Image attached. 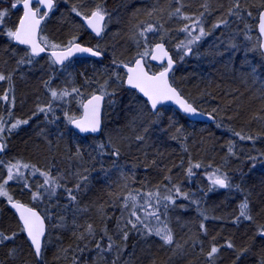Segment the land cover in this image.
<instances>
[{"label":"trees","instance_id":"16d2710c","mask_svg":"<svg viewBox=\"0 0 264 264\" xmlns=\"http://www.w3.org/2000/svg\"><path fill=\"white\" fill-rule=\"evenodd\" d=\"M14 2L0 0V8L6 5L4 8L9 13L4 23L12 29L20 14L18 9L11 7ZM237 2L238 9L235 7ZM97 6L111 11V15L115 12L120 15L116 33L124 37L123 41L106 43L109 27L99 40L82 27L79 16L88 15ZM177 8L180 12H176ZM263 8L264 0H55V8L42 25L41 35L50 44L62 47L75 39V42L99 49L103 54V60L74 59L61 68H56L47 55L31 58L32 62L28 63L27 50L12 45L0 34V45L4 46H0V74L11 78L0 81V96L6 93L11 81L19 86L20 103L17 105L19 109L16 106L9 115L6 103L0 102L4 127L10 128L17 120H28L27 124L4 133L7 147L0 157L1 178L3 167L19 161L22 165L50 173L56 183L73 192V187L61 179L65 171L61 169L59 158L62 156H66L68 166L77 170L81 179L91 176L101 182L99 176L106 170L121 167L124 171L123 185L118 181L110 189L104 186L92 188L94 194L89 202L99 213V226L88 216H84L81 225L72 219L67 222H71L68 224L71 236L66 239L55 228L64 219L62 212L67 191L62 193L60 190V197L64 194L66 197H58V203H51L55 205L51 223L44 211L29 200L28 188L17 182L7 185L13 200L41 213L47 232L41 259L37 261L15 215L0 198V233L4 236L15 233L22 240L20 243L14 236L0 243V264H98V261H91L90 255H96L99 260L104 253L107 262L101 261L100 264H262L264 236L259 233L264 230V63L256 24ZM229 9L233 10L232 13ZM149 15H157V19ZM185 16L198 19L207 37L210 36L208 30L227 21L214 28L211 39L219 37L232 52L236 50L221 72L208 51L207 41L202 39L198 47L185 57L184 63L178 64L169 40L166 37L157 39V42L166 44L176 62L170 76L171 84L196 109L210 114L214 118L211 124L191 122L168 107L157 111V114L166 111L167 116L163 115L162 119L154 117L144 100L135 92L124 89V73L117 68V64L129 63L135 55L140 56L135 44L140 40L138 31L145 24L157 25V31L179 32L186 22L191 21ZM130 26H133L132 30ZM217 51H220L219 47ZM21 59L25 61L22 64L19 63ZM239 59H242L240 67L235 63ZM234 65L240 71H235ZM29 72L32 75H28ZM117 76L120 79H116ZM54 88L69 93V105L58 104L54 108L60 116L64 111L77 116L79 104L94 93L111 94L105 95L100 137H81L70 129L67 120L56 123L38 111L46 103L41 99L43 92L49 95ZM74 88L79 89V93L74 92ZM110 98L113 101L109 106ZM135 109H139L140 116L149 126L162 128L163 133L157 136L153 148L137 144V137L142 135L141 130L132 125L133 121L139 120ZM113 113L119 119L109 117ZM34 123L37 124L35 129L31 127ZM101 144L103 148L99 147ZM116 152L119 154L114 155ZM75 159L81 161L80 165L72 163ZM98 162L102 163V170L95 172ZM195 164L201 167H192ZM190 167L191 174L188 172ZM215 168L228 177L230 187H208L202 174ZM175 188L180 189L181 195L177 196ZM129 193L137 197H145L147 193L172 196L173 206L163 199L157 204L155 195L151 198L160 217L174 213L172 217L186 222L188 229L178 230L171 219L166 220L174 241L171 246H164L157 238L148 235L141 225H138L140 231L132 229L127 221L135 220V217L128 213L129 207H125V203L131 207V201L124 199ZM183 193L188 197L185 198ZM245 200L252 217L250 220L237 219L239 206ZM165 204L168 205L167 211ZM173 207L182 209L173 212ZM190 212H195L197 221L204 226L202 229L197 223H188L187 214ZM89 225L92 226L90 234L86 233ZM123 232H128L126 240ZM177 243L176 249L174 245ZM228 243L234 247L229 248ZM109 244L112 245L110 249ZM212 246L218 251L210 258L208 253Z\"/></svg>","mask_w":264,"mask_h":264},{"label":"snow or ice","instance_id":"6c2138e0","mask_svg":"<svg viewBox=\"0 0 264 264\" xmlns=\"http://www.w3.org/2000/svg\"><path fill=\"white\" fill-rule=\"evenodd\" d=\"M34 0H15V2L11 5L13 9L17 8L19 5L22 4L23 7V16L19 19V23L17 26H15L14 29L8 28L7 31L4 33L10 41L15 42L19 45H27L30 48V52H26L25 55L29 57L28 63H31V58L35 56H39L42 52L45 51L46 47L49 46L47 38L46 37H40L38 36V32L40 29L41 21L48 16V12H50L55 7V0H35L36 3L43 5L48 11H45L41 13L40 8H33ZM235 7L238 9L240 7L239 3L237 2ZM73 11H76L75 8H73ZM232 9H229V12L232 13ZM176 12H180V9L177 8ZM8 10H0V31L3 30L5 27V18L8 16ZM238 15V13H236ZM77 15H80L79 12H77ZM248 15H251V13H248ZM185 19H189V17L185 16ZM88 26L96 33L97 36L101 35V32L103 31V25L102 22L105 19V13L100 6H97V9L93 11L90 15V17H85ZM220 23H227V21H221ZM220 23L215 25L214 27H219ZM258 29L261 34V36H264V13H261L259 16V24ZM153 30L152 25H148V27L144 30L145 32H150ZM183 31H188V26L186 25ZM140 35L143 37L144 32H141ZM206 35L203 28H200V35L196 36L194 39L199 40L201 36ZM41 41H43V45L41 44ZM191 43V41H190ZM50 47L54 49L51 53V56L53 58L54 64H64V62L74 54V52L78 53H88L91 56H101L102 52L99 49H93L89 47H82L80 44L75 43V39L73 41L69 42V46L66 47V49L56 51L55 49H59L60 46L57 44H51ZM259 48L261 50H264V42H261L259 44ZM188 51H191V49H188ZM140 59L134 60V65L129 67L128 65H124L125 68H127V85L131 88L137 89L140 93L143 94L144 97H147V102L150 103L151 109L156 110L157 105L161 104L162 102L166 100H174L177 104H179L180 108L183 109L185 113H195L197 110L192 106V104L185 101L177 90L171 86L168 80V74L172 69L173 60L168 55V52L165 50L163 44H156L155 48L149 51L147 48L143 53H140ZM151 55L152 60H161L163 61L165 57H167V66L164 68L163 71H160L158 73L149 74L148 71L145 70V65L142 62L143 58L145 56ZM261 55H264V51L261 52ZM182 58V57H181ZM24 59H21L19 63H24ZM5 79H11L10 77H5L4 75L0 74V81H3ZM117 79H120L119 76H117ZM107 83V82H105ZM103 87V86H102ZM74 92L79 93V89L74 88ZM108 94L105 92H101L100 95L93 94L89 99H87L86 103H82L81 107L83 108V115L79 118L69 115L65 113V116L67 118V121L69 124H72L75 126L76 129L79 130L81 133H97L99 132L100 125H101V118H100V108H101V101L104 99V96ZM69 95L67 91H64L62 93H57V91L52 90L51 96L53 99H61L63 96ZM111 95V94H108ZM0 100L9 101L8 93H5L3 96H0ZM52 107L51 104L48 106V111H51ZM39 112H45L44 108H39ZM11 115V113H9ZM28 120H17L15 123L11 125L10 128H5L3 123V118L0 117V152H3L4 149L7 147L6 143H4V136L3 134L7 132H11L12 130L18 128L21 124H27ZM236 135H239V133H236ZM245 137H241V139H244ZM248 139H251V137H247ZM137 139H142V137H137ZM100 148H103L104 145L101 144L99 146ZM119 153L116 152L114 155H118ZM28 168L29 165L27 164H21L19 161L16 163H9L7 166V179H5L2 183H0V197H7L8 202L12 205L13 208H15L19 212V218L22 221L23 227L22 231H25L27 233L28 238L30 239L31 246L34 249V253L37 256V258L41 257V251H42V243L41 238L44 236L45 228H44V221L41 218V216L34 211L32 208L25 206L22 203L19 202H13V198L11 195H9L8 191L6 190V185L9 181H12L16 178H23L24 174L20 171L21 168ZM34 167V166H32ZM192 167L199 168L201 167L200 164L192 165ZM15 170V172H14ZM37 171H39L37 169ZM218 171V170H217ZM189 174L192 172V168L190 167L188 169ZM42 176L45 177L43 184L40 185V187H44V185H55L56 181L52 178H50V173L48 172H41ZM84 179H87V177H84ZM211 180V183L215 186L218 185L221 188L230 187L228 184V177L227 176H219L215 173L209 177ZM25 187H28L27 182H25ZM238 187V186H237ZM77 188H79V185H77ZM54 188L52 189V194H54ZM68 195L71 200H75V195H72L71 189H68ZM175 192L177 196L181 195L180 189L175 188ZM153 195L156 196L157 204H159L160 200L163 199L165 201H171L173 204L175 201L173 200L172 196L167 195L160 197L159 193L153 194V193H147V196L149 198L153 197ZM185 198L188 197L187 193L182 194ZM39 198V193H33V199L36 200ZM126 201L131 200V212L130 215L132 217H135V220L129 219L127 221V224L131 225L132 229L140 231L141 229L138 228V225H141L143 229L147 230L148 234H155L159 236L165 244H172L173 243V236L170 229L153 226L149 220H155L156 222H160V213L158 208H154L153 205L150 203V200H145L143 204L138 205L137 204V196L132 195L129 193V195L125 198ZM125 207H129L127 203H125ZM144 212L143 218L137 214V209ZM151 208L152 210L149 211L148 209ZM165 211H167L168 205H164ZM243 217L244 219H252L250 213H249V206L247 200H245L240 206H239V216L237 219H240ZM203 224H201V228H203ZM88 231H92V226H88ZM259 235L264 236V230H261ZM15 233L12 234V236H4L3 233H0V243H3L4 240H9L14 238ZM128 232H123V239H127ZM109 240H111V237H109ZM111 244H109V249L111 248ZM229 248L234 247L231 243H228L227 245ZM97 247H100L99 244H97ZM218 248L216 246H212L210 252L208 253V256L211 258L215 253H217ZM244 251H247V249H244ZM264 264V262H262Z\"/></svg>","mask_w":264,"mask_h":264},{"label":"rangeland","instance_id":"374dc122","mask_svg":"<svg viewBox=\"0 0 264 264\" xmlns=\"http://www.w3.org/2000/svg\"><path fill=\"white\" fill-rule=\"evenodd\" d=\"M171 5H173V4H171ZM4 6H6V5H3V7L0 8V10L6 9V8H4ZM176 7H178V4H176ZM102 9H104L103 11H104L105 15H107V22H106L105 27H104V34L106 32V27H109L108 37H107L108 39L106 38L107 39L106 43L111 42V41H116V40L123 41L124 37L123 36L121 37L120 33H118V34L116 33V31H118V29H119L117 27V24L120 22V15L117 14V12H115V14L111 15V13H112L111 11H108L105 8H102ZM154 14H156V12L153 13V15ZM158 14L160 15V13H158ZM148 17L157 19V15L155 17H153L152 15H149ZM54 21L55 20L53 18L52 22L55 23ZM189 21H190L189 23L186 22V25L188 26V31H183L182 29L185 28V27H183L182 29H180L179 32H178V30L171 31V32L157 31V25H154V24H152V27H153L152 31L145 32L144 30L148 27V25L145 24L143 29L142 30L140 29L141 32L142 31L144 32V36L142 37L139 34L140 33V31H139V33H138V37L139 38L138 39H140V40H138V42L135 44L136 45L135 48H137V46H138L139 54L143 53L146 48L148 50H150V47L155 42H157V39H160V38L164 39V37H166L169 40V43L171 44L170 49L173 48L172 51H173L174 55L176 56V60H177L178 64H183L184 61H185V57L186 56L188 57V55L194 49H196L198 47L199 43L202 42V39H203L204 41H207V43L209 45V46H207L208 47V51H209L210 54H212L211 57L214 59V61H216V66H219L221 72H223L222 69L225 66H227L228 63L230 62V59H232L234 57L236 50H234L232 52L230 46L227 45V43H225V41L221 40L219 37L211 39L212 38L211 36L207 37L206 35H203V36L200 37L199 40H195L194 38L196 36L200 35V28H203V26L200 25L201 23L198 21V19H195V18L191 19V16H189ZM121 26H123L122 25V21H121ZM138 27H139V25H138ZM210 27H209V29H210ZM121 28L122 27H120V29ZM214 28L215 27H212L210 29V31L214 32ZM7 29H8V27L5 25L3 30L0 31V34H2L3 36H5L8 39V37L4 34L7 31ZM132 29H133V26H130V30H132ZM203 30L207 34V32H206V30L204 28H203ZM171 35H172V37L174 39L170 38ZM40 37H44V36L41 35ZM128 40H129V38H128ZM190 41H191V43H190ZM8 42L11 43V41L9 39H8ZM69 42L67 43V46L69 45ZM41 43L43 44V41H41ZM48 44H49V46L47 48L52 49L50 47L51 44L49 42H48ZM0 46H3V45H0ZM218 47L220 48L219 52L217 51ZM60 48H63V47L60 46ZM225 48H227L228 51L225 50ZM188 49H191V51H188ZM136 57L137 56L135 55L134 58H136ZM145 57H147V56H145ZM241 60L239 59L237 62H235L237 64V66H239V67H240ZM237 66L235 67V65H234L235 71H240V68L237 67ZM31 73L32 72H29L28 75H32ZM116 79H117V77H116ZM18 87H19L18 85L12 84V82L10 81L8 83L7 89L5 91L6 93H8L9 101L6 102V101H3V100H0V102L6 103V106H7V108H8L10 113H12L13 110L15 111V108H16L17 105H20L19 98H18V95H19ZM53 90L57 91L58 94L64 92L62 90H57L56 88H54ZM3 95L4 94H2V96ZM42 95L43 96L41 97V99L43 100V102L45 101L46 103L42 104L41 107H43L44 109L47 108L46 111L44 112L45 115L47 114L46 118L48 119L49 117H51L53 119V122H56V123L59 122L60 120H67V118L65 116V113H67L66 111H64V114L62 116H60V115H58V113L55 111L54 108L58 104H62L65 107L68 106L69 104L67 103V99H68L69 95L63 96V98H61V99H53L51 94L48 95V94H46L44 92H43ZM112 101L113 100H111V98H110L109 106L112 103ZM49 104H51V107H52L51 111H48ZM80 105L81 104H79V106ZM17 108L19 109L18 106H17ZM134 112L137 114L136 118L137 119L139 118V120L133 121L132 125L136 126L135 129H137V130L140 129L141 130V134L140 135H142V136H140V137H142V139H138L137 144H144L148 148H153L155 146V143H157V136H161L162 133H163L162 132V128L159 127L158 125H150L149 126V123L145 122L147 120L143 119L140 116L139 109H135ZM114 113L110 114L109 117H111V118L113 117V119H119V117L116 118V115H114ZM166 113H167L166 111L161 110V112H159V114H155L154 117H156V118L160 117V119H162L161 117L163 115H166ZM1 114H2V112L0 113V117H2ZM79 114H80V109H79L78 115ZM71 115H73V114H71ZM77 116H75V117H77ZM129 121L131 123L132 120L129 119ZM26 126H24V127H26ZM36 126H37V124L34 123V124H32L31 127L33 129H35ZM3 136L5 137V134H3ZM149 138H154L156 140L149 139ZM59 159H60V163H61V169L65 170L62 173L63 177H61V179H63V182L66 185H69V186L71 185L73 187L74 190L72 192V195H75V197H76L75 200H71L69 195H67V198L65 199L66 205L64 206L63 212L60 209L61 207L59 208L60 212H62V214L64 215V219L62 220L60 226L55 228V230H57V232L59 231L62 234V238L66 239L68 236H71V230H69V226H68V224H70L71 222L70 223H67V222L71 221L72 219L76 220V221H79V223L81 225L83 223L84 216H88L89 218H91V219H93L95 221V224L97 226H99V224H100V218L98 217L99 213L92 206V203L89 202L90 197L94 194L93 191H92V188H94V186H96V187L97 186H101V187L104 186L106 189H110V188H112L114 186L113 184H115L118 181L120 182L121 185H123V182H124V171H123V169L121 167H118V168H115V169H111V170H106V173L104 175L99 176L101 182H98L97 179L91 178V176H89L88 179H81L82 177H81V175H79L77 170L74 171L72 169V166H70V167L68 166V159L66 158V156H62V158H59ZM72 163H74L76 166H78V165H80L81 161L78 160V159H75V161L72 162ZM1 164H2V162H1ZM7 166L3 167V177L1 178V176H0V182L1 183L5 179H7ZM101 166H103L102 163H100V162L96 163L95 172H97L98 169L102 170ZM20 171L24 174V177L23 178L13 179L12 181H9L7 185H10V184L13 185V184H15L17 182V184H19L21 186H24L25 182H27L28 187H26V188H28L30 190V192L28 193L29 200L31 201V203L33 202L36 206H38L40 209H42L44 211V214L49 217V219L51 220V223H52V218H53V213L52 212L55 209V205H52L51 203L57 202V198L60 197V190L62 191V193H64V192L67 191V188L65 186L59 184L58 182L55 185H51L50 184V185H44V187H40V185L43 184V181L45 179V177L42 176L40 173L44 172V171H37L36 169L30 168V167H28V168H23L22 167L20 169ZM14 172H15V170H14ZM214 173L216 175H219V176H222V177L224 176L221 173V170L216 169V168L215 169H211V170H206L202 174L204 179H206V182H207L209 188L210 187L211 188L215 187L211 183V180L209 179V177L212 176ZM50 178L56 180V178L53 175H51V174H50ZM116 178H118V180H116ZM7 185H6V190L9 193V190L7 189V187H8ZM77 185H79V188H77ZM53 188L55 189L54 190V194H52V189ZM37 192L39 193V198L34 200L33 199V193H37ZM61 196H62V197H60L61 199L63 197H66L65 194L61 195ZM127 196L128 195H126V197ZM0 198H1V200L7 201V197H0ZM145 200H150V203L153 205L154 208H156V206L154 204L155 201L152 200V198L150 199L148 196H145V197L138 196L137 197V204L138 205L143 204V202ZM170 203H172V202L170 201ZM173 205L174 204H172V206ZM173 208H175V211L173 210V212H177V211L182 209V208L178 209L177 207H173ZM127 210H128V213L130 214L132 209L129 206V209L127 208ZM148 210L151 211L152 209L149 208ZM0 214H2V212H0ZM137 214L140 215L142 218L144 216V212L139 210V208H138ZM173 214H168L167 216H165V215L161 216L160 217V222H156L155 220H151V219L149 220V222L155 227H160L161 229H163V228L169 229L167 224H166L167 223L166 220L171 219V221H173L175 223L174 224L175 228H177L178 230H179V228L188 229L187 223L186 222L184 223V221H182L181 219H179L177 217H172ZM201 216H203V213L201 214ZM8 218L9 217H7V219ZM187 218L189 219L188 223H190V222H191L190 224L197 223V227L201 228V224L202 223L200 221H197L198 219H196V217H195V212L188 213L187 214ZM194 221H196V222H194ZM91 232H89L88 228H87L86 233L90 234ZM146 233H147V230H146ZM148 235H151V236L157 238L159 241L162 242V244L164 246H166V245L167 246H171V245L174 244V241L170 245L169 244H165L163 242V240L159 236L155 235L154 233L153 234H148ZM15 240L19 241L20 243L22 242V240L20 239V236L18 234L15 236ZM174 247L177 249L178 248V243L175 244ZM8 255H9V253L6 254L5 256L8 257ZM90 258H91L92 262L98 261V264H100L101 261H103V263L107 262V258L108 257L104 253L103 256L100 257L99 260H96V255H90ZM93 259H95V260H93Z\"/></svg>","mask_w":264,"mask_h":264},{"label":"water","instance_id":"95a60500","mask_svg":"<svg viewBox=\"0 0 264 264\" xmlns=\"http://www.w3.org/2000/svg\"><path fill=\"white\" fill-rule=\"evenodd\" d=\"M32 7H33L34 9L37 8V7H39L41 13H43V12H45V11H48V9H46L43 5L36 3L35 0H34V2H33ZM17 8H19V9H20V12H21V15H20V17H19V19H20V18L23 16V7H22V4L19 5ZM50 12H51V11H50ZM50 12H48V14H49ZM261 13H264V8L259 12V14H258V16H257L256 32H257V35H258V37H259V44H260L261 42H264V36H261V34H260V32H259V29H258L259 16H260ZM90 15H91V14H90ZM90 15L87 16V17H90ZM19 19H18L17 25H18V23H19ZM104 20H105V19H104ZM44 21H45V18L41 21V25H40V29H39V32H38V36L40 35V30H41V28H42V25H43ZM81 22H82L84 28H85L88 32H90L91 34H93V35H94L96 38H98V39L101 38L103 31L101 32V35L97 36L96 33H95V32H94V31L88 26L85 17L81 18ZM17 25H16V26H17ZM102 25L104 26V21L102 22ZM75 43L80 44V43H78V42H75ZM12 44H13V45H16V46H20V47L28 48V50H29V52H30V48H29L27 45H19V44H16L15 42H13V41H12ZM41 44H42V43H41ZM156 44H163L165 50L168 52V55H169V56L172 58V60H173L172 69H171V71H170L169 74H168V80H169V83L171 84V82H170V76H171V73L173 72V70H174L175 67H176V62H175V60L173 59V56H172L170 50H168L166 44L163 43V42H157V43H155V44L152 46L151 50L155 48V45H156ZM80 45H81L82 47H89V46H85V45H82V44H80ZM42 46H44V45L42 44ZM67 47H68V46H67ZM89 48H91V47H89ZM63 49H66V48H63ZM63 49H55V50H56V51H59V50H63ZM53 50H54V49L47 50V48H46L44 52H42L39 56H35L34 58H36V57H40V56H42V55L48 53L49 57L51 58V60H52V62H53V58H52V56H51V53H52ZM259 50H260V52L264 51V50H261L260 48H259ZM262 56H263V62H264V55H262ZM82 57H85V58H92V59H93V58H94V59H101V58H102V55H101V56H91V55L88 54V53H78V52H74V54H73L72 56H70V57L64 62V64H66V63H67L70 59H72V58H82ZM136 59H140V57H138V58H136ZM136 59H135V60H136ZM142 62L144 63V60H143ZM148 62H149L150 64H152V65L157 66V68H160V67H163V66H164V68H165V67L167 66V57H165L164 60L161 61V60H152V59H151V55H149V57H148ZM64 64H62V65H61V64H54V65L57 66V67H61V66H63ZM124 65H125V64H119V65H118L121 69H123V71H124V73H125L124 87H125L126 89H128V90H132V91L136 92V93H137V94H138V95H139V96H140V97H141V98L147 103V105H148L150 111H151L153 114H155V113H156L161 107H163V106H169V107L173 108L175 111H177L179 114H181L182 116L186 117V118H187L189 121H191V122H199V123H205V124H211V123L214 122V118H213L210 114L202 113V112L199 111L198 109H196L197 111H196L195 113H185V112L183 111V109L180 108L179 104H177L174 100H166V101L162 102L161 104H158L156 110H152V109H151V105H150V103L147 102V97H144L143 94L140 93L137 89L131 88V87H129V86L127 85V82H126V79H127V68H125ZM133 65H134V62H133L131 65H128V66L131 67V66H133ZM144 65H145V64H144ZM164 68L161 69V70H159L158 72L163 71ZM145 70L148 71L147 68H146V66H145ZM158 72H157V73H158ZM149 74L151 75V73H149ZM171 86L174 87L172 84H171ZM174 88H175V87H174ZM175 89H176V88H175ZM176 90H177V89H176ZM177 92H178V90H177ZM178 93H179V92H178ZM94 94H95V95H100V93H94ZM92 95H93V94H92ZM92 95H91V96H92ZM179 95L181 96V98H183L185 101H187V100H186V99H185L180 93H179ZM91 96H89L88 98H86V99L83 101V103H86V102H87V99H89ZM104 100H105V96H104V99L101 101V108H100V118H101L100 129H101V130H102V126H103V124H102V110H103ZM187 102H188V101H187ZM188 103H189V102H188ZM192 106H193V105H192ZM193 107H194V106H193ZM194 108H195V107H194ZM82 115H83V108L81 107V115H80V117H81ZM78 118H79V117H78ZM69 126H70V128H71V130H72L73 132H75L77 135H79V136H81V137H86V136L98 137V136L100 135V133H101V130H100L99 132H97V133H81V132H79L78 129L75 128L74 125L69 124ZM3 153H4V151H3V152H0V157L3 155ZM13 202H19V201L13 200ZM19 203H21V202H19ZM22 204H23V203H22ZM6 205H7L8 209H9V210L15 215V217H16V219H17V221H18V223H19V225H20V227H21V229H22L23 224H22V221H21L20 218H19V212H18L15 208H13L12 205H11L8 201H7ZM24 205H25V204H24ZM25 206H27V205H25ZM27 207H29V206H27ZM30 208H32V207H30ZM32 209H33L34 211H36V212L41 216V218H42L43 221H44L45 232H44V236L41 238V243H42V248H43V242H44V238H45V235H46V223H45V220H44L43 216L40 214V212H39L38 210H36L35 208H32ZM23 235H24V237H25V239H26L28 245L30 246V248H31V250H32V252H33V254H34L36 260H37V261H40L41 257H40V258H37V256L35 255V253H34V249H33V247L31 246L30 239L28 238L27 233H26L25 231H23ZM41 254H42V251H41Z\"/></svg>","mask_w":264,"mask_h":264},{"label":"bare ground","instance_id":"6f19581e","mask_svg":"<svg viewBox=\"0 0 264 264\" xmlns=\"http://www.w3.org/2000/svg\"><path fill=\"white\" fill-rule=\"evenodd\" d=\"M107 1H109V0H106V2ZM13 4V3H12ZM55 8V7H54ZM53 8V9H54ZM15 9H18L19 10V12H20V9L19 8H15ZM53 9L51 10V12L48 14V16L45 18V20L51 15V13L53 12ZM96 10V9H95ZM94 10V11H95ZM93 12V11H92ZM92 12H90L88 15H82L81 17H80V23H81V25H82V27L84 28V26H83V24H82V22H81V18H83V17H87V16H89ZM20 15H21V12H20V14H19V17H20ZM19 19V18H18ZM17 22H18V20H17ZM45 22V21H44ZM106 22H107V15H105V24H106ZM44 24V23H43ZM17 25V24H16ZM152 25V24H151ZM85 29V28H84ZM209 31V33H210V36H212L213 35V31H210V30H208ZM138 33H139V31H138ZM140 33H141V31H140ZM139 33V34H140ZM39 36H41V30H40V35ZM79 43V42H78ZM164 43V42H163ZM11 44H12V41H11ZM81 44V43H80ZM13 45V44H12ZM14 46H16V45H14ZM69 46V45H68ZM17 47H20V46H17ZM67 47V46H66ZM66 47H63V48H66ZM21 48H24V49H26L27 50V52H29V50H28V48H25V47H21ZM63 48H61V49H63ZM47 50H50V49H47ZM47 56L49 57V55H48V53H47ZM138 57H140V56H137L136 58H138ZM36 58H38V57H36ZM36 58H34V57H32V59H36ZM82 58H84V57H82ZM49 59H50V61L52 62V60H51V58L49 57ZM74 59H80V58H72V59H70L68 62H70V61H72V60H74ZM90 59H92V58H90ZM94 59V58H93ZM94 60H103V54H102V58L101 59H94ZM67 62V63H68ZM66 63V64H67ZM264 63V62H263ZM52 64L54 65V63L52 62ZM145 64V63H144ZM65 65V64H64ZM63 65V66H64ZM55 66V65H54ZM56 68H61V67H57V66H55ZM123 86H124V79H123ZM124 89L125 90H128V89H126L125 87H124ZM128 91H132V90H128ZM134 92V91H133ZM136 93V92H135ZM101 94V93H100ZM137 94V93H136ZM138 95V94H137ZM91 96V95H90ZM139 96V95H138ZM89 97V96H88ZM87 97V98H88ZM140 97V96H139ZM141 98V97H140ZM86 99V98H85ZM84 99V100H85ZM106 99V98H105ZM142 99V98H141ZM83 100V101H84ZM143 100V99H142ZM83 101H82V103H83ZM81 103V104H82ZM104 104H105V100H104ZM147 104V103H146ZM148 106V105H147ZM163 107H168V108H171V107H169V106H163ZM163 107H161V108H163ZM103 108H104V105H103ZM149 108V107H148ZM171 109H173V108H171ZM150 110V109H149ZM174 110V109H173ZM175 111V110H174ZM175 112H177V111H175ZM152 113V112H151ZM178 113V112H177ZM80 115H81V105H80V114L77 116V118L78 117H80ZM181 115V114H180ZM184 117V116H183ZM186 118V117H185ZM187 119V118H186ZM188 120V119H187ZM195 123H199V122H195ZM69 124V123H68ZM102 124H103V110H102ZM70 127V126H69ZM102 129H103V126H102ZM101 133H102V130H101ZM101 133H100V135H101ZM100 135L98 136V137H100ZM91 137H93V136H91ZM98 137H95V138H98ZM5 151H6V148L4 149V153H5ZM3 153V154H4ZM3 156V155H2ZM6 203H7V201H6ZM5 203V204H6ZM6 207H7V205H6ZM8 208V207H7ZM46 236V235H45ZM45 239V238H44ZM43 249V248H42Z\"/></svg>","mask_w":264,"mask_h":264},{"label":"flooded vegetation","instance_id":"af4514ba","mask_svg":"<svg viewBox=\"0 0 264 264\" xmlns=\"http://www.w3.org/2000/svg\"><path fill=\"white\" fill-rule=\"evenodd\" d=\"M81 17V16H80ZM80 17H79V19H80ZM104 27H105V20H104V26H103V33H102V36L104 35ZM86 30V29H85ZM87 31V30H86ZM88 32V31H87ZM94 39H96V40H99V39H101L102 38V36H101V38H96L93 34H91L90 32H88ZM83 45V44H82ZM85 46H88V45H85ZM89 47H91V46H89ZM91 48H93V47H91ZM151 48H152V46L150 47V50L149 51H151ZM94 49V48H93ZM147 58H148V56L147 57H144L143 58V60H144V63H145V66H146V68H147V70H148V72L149 73H151V74H153V73H157V66H155V65H152V64H150L148 61H147ZM136 58H134L132 61H130L129 63H119V64H125V65H131L133 62H134V60H135ZM119 64H117V68H119L123 73H124V71H123V69H121L118 65ZM163 67H161L160 69H162ZM124 77H125V73H124ZM156 114H157V112H156ZM23 233V232H22Z\"/></svg>","mask_w":264,"mask_h":264}]
</instances>
